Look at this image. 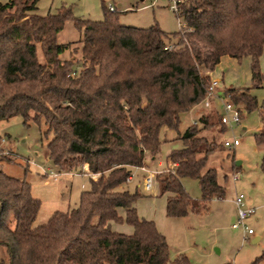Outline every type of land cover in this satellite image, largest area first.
<instances>
[{"label":"trees","instance_id":"1","mask_svg":"<svg viewBox=\"0 0 264 264\" xmlns=\"http://www.w3.org/2000/svg\"><path fill=\"white\" fill-rule=\"evenodd\" d=\"M38 2L0 0V121L18 116L26 127L43 123L54 167L66 174L85 170L89 187L78 205L35 225L41 202L30 184L0 168V264H168L165 237L138 217L141 195L124 186L146 154L159 153L161 129L177 131L181 116L202 103L211 81L202 70L212 72L223 57L249 58L252 84H261L264 0H178L184 22L172 34L121 25L119 13L104 5L103 19L90 21L65 7L39 15ZM67 21L80 32L75 43L58 41ZM74 44V55L61 58ZM222 96L239 117V107L258 108L249 89H225ZM213 112L183 132V147L168 158L174 169L156 177L168 218L205 214L212 199L225 197L217 171L206 169L217 145L199 135L214 124L226 130ZM260 115L264 126V107ZM254 139L264 146V128ZM260 168L264 174V152ZM184 178L198 180L199 202L185 192ZM118 222L133 233L113 231Z\"/></svg>","mask_w":264,"mask_h":264},{"label":"rangeland","instance_id":"2","mask_svg":"<svg viewBox=\"0 0 264 264\" xmlns=\"http://www.w3.org/2000/svg\"><path fill=\"white\" fill-rule=\"evenodd\" d=\"M103 5L107 9L113 5L119 13V23L128 27L157 26L172 34L179 31L184 22L172 9L174 0H39L37 14H56L65 7L75 18L101 21ZM80 38V32L71 21H67L58 41L63 44L75 43ZM75 47H79V44L72 45L71 50L61 58L73 56L71 51ZM75 57L80 58V54L76 53ZM259 70L262 81L258 87H254L249 58L221 60L210 75V80L218 83V98L214 99L213 110L202 109V103H199L181 116L177 131L162 128L156 159L153 161L147 154V164L134 169L131 180L124 186L129 192L137 191L141 195L135 202L138 217L153 221L165 237L169 248L168 264H176L182 258L188 264H264V174L260 168L264 146H258L254 139V135L264 128L260 115L264 107V48L259 59ZM201 74L205 76L209 72L202 70ZM230 88L249 89L250 94L257 98L258 108L246 112L239 107L241 116L238 124L226 126L224 132L219 124H214L199 134L217 145L208 156L206 169L214 168L217 171V181L226 190L225 197L223 200L212 199L205 214L168 218L165 212L167 195L161 194L160 188L153 182L152 188L146 190L144 181L152 176V180L158 184L156 177L159 174L174 169L168 163V157L174 150L183 147L180 136L202 116H210L213 111L223 115V103L219 97L223 98L222 91ZM43 131V123H30L26 127L18 116L0 121V168L8 176L26 179L30 184L32 196L41 202L35 225L44 224L55 211L64 212L78 205L81 192L89 187L90 177L83 174L84 170L70 172L69 175L60 173L48 158V139L43 137ZM235 138L241 141L240 145L234 149L224 147L225 142L231 143ZM11 152L16 157L11 156ZM5 156L13 160L3 161ZM26 166L29 169L27 172ZM50 172L59 175L53 179L49 177ZM236 172L237 175L234 174ZM182 184L189 197L199 202L201 189L198 180L184 178ZM239 194L244 195L249 206L257 209L256 215L246 220V227L253 231V235L246 239L242 229L231 228L236 223L233 199ZM119 216L124 218L123 210L119 211ZM111 229L125 235L133 233V228L125 222L112 223ZM255 237L259 238L257 242H253Z\"/></svg>","mask_w":264,"mask_h":264},{"label":"built area","instance_id":"3","mask_svg":"<svg viewBox=\"0 0 264 264\" xmlns=\"http://www.w3.org/2000/svg\"><path fill=\"white\" fill-rule=\"evenodd\" d=\"M178 0H174V7L172 8L174 13L179 15V8L177 6ZM108 10L113 12L115 11L114 8L110 5L108 7ZM218 86V83L216 81H210V86L207 89L206 96L204 100L202 101V105L205 108H210L211 107V100L218 98L216 96V87ZM223 103V111L224 114L221 115V122L225 126H232L234 124H238L240 121L239 117V112L238 110L229 102L224 99V97L221 99ZM193 124H197L196 121L193 122ZM241 141L239 139H233L231 143L225 142L224 147L228 149H234L236 146L240 145ZM30 163V162H28ZM172 165V164H171ZM174 168V165H172ZM44 174H47L46 171H44ZM238 174V172L234 173ZM59 174L58 173H49V177L55 179ZM94 178V176H91ZM131 178L129 179V181ZM152 176H149L145 179L144 181V187L146 190H150L152 186ZM235 207H236V223L232 225L233 229H242L243 231V237L244 239L247 238V236L253 235V231L249 228L246 227L245 221L254 214L255 210L253 208H249L245 205V197L243 194L236 195L234 200H233Z\"/></svg>","mask_w":264,"mask_h":264},{"label":"crops","instance_id":"4","mask_svg":"<svg viewBox=\"0 0 264 264\" xmlns=\"http://www.w3.org/2000/svg\"><path fill=\"white\" fill-rule=\"evenodd\" d=\"M113 8H114V10L116 11V8L113 6V5H111ZM225 58H228L229 59V57H223L221 60H223V59H225ZM231 59V58H230ZM211 73L212 72H210L209 73V77H210V75H211ZM215 91H218V86L216 87V89H215ZM222 93H223V91H222ZM216 99V98H215ZM219 99H222L221 97H219ZM214 105V99H212L211 100V107ZM203 106V105H202ZM202 109L204 108L205 109V107L203 106V107H201ZM220 115V114H219ZM151 156V155H150ZM146 157H147V154H146ZM169 158V157H168ZM151 159L154 161L155 159H156V157H153V156H151ZM145 163H146V159H145ZM147 164V163H146ZM236 165H238L239 166V163H236ZM84 172H85V170H84ZM83 174H85V173H83ZM66 175H69V174H66ZM153 183H154V185H156L157 187H159V185L155 182V181H153ZM151 188H152V186H151ZM223 200V199H222ZM234 200V199H233ZM233 204H234V202H233ZM235 205V204H234ZM245 205L247 206V207H249V208H253L254 210H255V212H254V214L252 215V216H250L249 218H251V217H254L255 215H256V208L255 207H252V206H249L247 203H246V201H245ZM236 208V207H235ZM245 224H246V221H245ZM231 228H232V226H231ZM233 229V228H232ZM259 240V238L258 237H255V239L253 240V242H257ZM185 264H188V263H185Z\"/></svg>","mask_w":264,"mask_h":264}]
</instances>
